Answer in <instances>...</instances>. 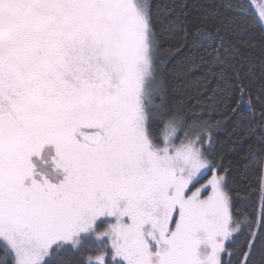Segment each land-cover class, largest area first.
<instances>
[{"label": "snow or ice", "instance_id": "obj_1", "mask_svg": "<svg viewBox=\"0 0 264 264\" xmlns=\"http://www.w3.org/2000/svg\"><path fill=\"white\" fill-rule=\"evenodd\" d=\"M251 29L264 0H0V264H264V43L255 92L219 73L261 129L234 169L172 87Z\"/></svg>", "mask_w": 264, "mask_h": 264}, {"label": "trees", "instance_id": "obj_2", "mask_svg": "<svg viewBox=\"0 0 264 264\" xmlns=\"http://www.w3.org/2000/svg\"><path fill=\"white\" fill-rule=\"evenodd\" d=\"M190 5L197 3V0H188ZM201 16L199 9L192 7L189 9V14L185 18V24L188 29L189 39L192 32L200 24ZM179 23V22H178ZM242 39L256 45V48L250 50L243 49L242 55L237 57L236 61H232L227 54L222 56V62L212 65V70H209L207 63L214 53L212 48L200 49L194 53L196 64L185 77V83H173L174 95L178 103H182L189 114L195 115L206 120L212 131L213 147L216 158L222 163L224 168H235L237 161L242 156L249 143L257 140L260 136L261 129L253 126L251 130H246L243 127V121L237 124L241 113H233L232 109L236 108L238 92L235 84L229 90H224L225 86L220 81L219 73L222 68L227 69L229 74L231 69L227 65L232 62L245 60L246 63L251 62L256 65L253 72L245 79V83L255 90L259 87L261 71H260V46L264 43V36L257 29L249 30ZM172 48H180L181 51L177 55V59H181L189 52L190 45L184 46L179 36L169 40L166 45ZM203 57L204 62H201L200 57ZM246 99V98H245ZM244 116L248 113L243 112ZM203 182V181H202ZM256 178L250 175L249 186L254 188Z\"/></svg>", "mask_w": 264, "mask_h": 264}]
</instances>
